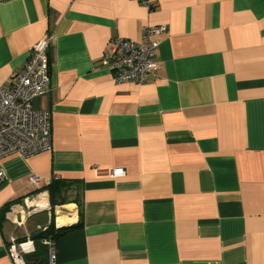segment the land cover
<instances>
[{"label": "crops", "instance_id": "0c3cea01", "mask_svg": "<svg viewBox=\"0 0 264 264\" xmlns=\"http://www.w3.org/2000/svg\"><path fill=\"white\" fill-rule=\"evenodd\" d=\"M147 2L0 0V86L53 35L31 104L49 113L51 151L1 163L0 264L11 238L48 228L54 179L78 200L55 229L81 220L57 264H264V0ZM160 25L154 76L116 84L112 40Z\"/></svg>", "mask_w": 264, "mask_h": 264}, {"label": "built area", "instance_id": "2783aa9c", "mask_svg": "<svg viewBox=\"0 0 264 264\" xmlns=\"http://www.w3.org/2000/svg\"><path fill=\"white\" fill-rule=\"evenodd\" d=\"M136 1L148 5L147 0ZM166 30L164 25L144 27L141 43L123 38L112 40L110 49L102 57V63L111 72L116 84L132 82L142 85L154 76L159 47L155 37L165 34ZM52 41L53 35L46 34L34 44L22 69L12 74L10 84L0 86V183L4 179L1 168L3 159L11 155L28 158L51 151L49 113L36 111L31 104L33 99L48 91V50ZM124 175L123 169L110 172L112 178ZM39 180L36 175L29 178L35 187H38ZM37 209L39 211L40 208ZM34 244L28 235L23 241L11 238L6 246L11 264H28L27 257L35 254ZM39 245L46 248V264H57L55 243L42 238Z\"/></svg>", "mask_w": 264, "mask_h": 264}, {"label": "trees", "instance_id": "16d2710c", "mask_svg": "<svg viewBox=\"0 0 264 264\" xmlns=\"http://www.w3.org/2000/svg\"><path fill=\"white\" fill-rule=\"evenodd\" d=\"M65 183L60 181L59 179H54L45 189L49 192V198H50V204L51 207L54 208V206H56L57 204V198L58 196H60L62 194L63 189L65 188ZM43 189V188H42ZM42 189L37 190L35 192H40L42 191ZM14 202H17L16 200ZM13 201L8 203L4 208H2L3 210V214L9 211V207L10 204L14 203ZM54 217H52V221L49 224L48 228L43 231L40 232L36 235H34L31 239L35 242V244L39 245V240L42 238H48L51 241H53L54 243H56V241L65 233L74 231L76 229H79L81 227V220L79 219L78 223L76 224H72L70 226L67 227H63L60 229H55V225H54ZM40 248H38L37 250H35V254L38 255V253L40 251H42V253L39 255L40 259H36V263L35 264H45L46 263V248L44 250H41L42 247L41 245H39Z\"/></svg>", "mask_w": 264, "mask_h": 264}, {"label": "rangeland", "instance_id": "374dc122", "mask_svg": "<svg viewBox=\"0 0 264 264\" xmlns=\"http://www.w3.org/2000/svg\"><path fill=\"white\" fill-rule=\"evenodd\" d=\"M66 191H68V190L66 189ZM63 193L60 196H58V198H57V203H56L57 207L56 208H52L51 207V212H52V215L54 216V218L56 216H60V217L64 218L65 221H68V220L70 221L71 218H72V214L74 213L75 207H78L77 195H75L76 198H74L73 200H70L69 199V198H71L70 196L73 197L74 194L71 193V194H69V197H68L66 192H63ZM39 211H40V209H39ZM47 213H40L39 215L36 216V218L46 220L47 219ZM54 222L56 223L55 219H54ZM55 223H54V225H55ZM25 237H26V235H25ZM34 245H36V244H34ZM34 248H35V246H34ZM35 249L37 250V248H35ZM44 249L45 248H41V250H44ZM41 253H42V251H40L38 253V255L33 254V255L28 256L27 257L28 264H35L36 263V259H40L39 255Z\"/></svg>", "mask_w": 264, "mask_h": 264}, {"label": "bare ground", "instance_id": "6f19581e", "mask_svg": "<svg viewBox=\"0 0 264 264\" xmlns=\"http://www.w3.org/2000/svg\"><path fill=\"white\" fill-rule=\"evenodd\" d=\"M38 208H40V209H44V208H46V206H44V205L42 204V205H39ZM60 220L62 221V220H65V219L61 218Z\"/></svg>", "mask_w": 264, "mask_h": 264}, {"label": "water", "instance_id": "95a60500", "mask_svg": "<svg viewBox=\"0 0 264 264\" xmlns=\"http://www.w3.org/2000/svg\"><path fill=\"white\" fill-rule=\"evenodd\" d=\"M69 226H70V225H69ZM63 227H67V226H66V225H64V226H59L58 229L63 228Z\"/></svg>", "mask_w": 264, "mask_h": 264}]
</instances>
